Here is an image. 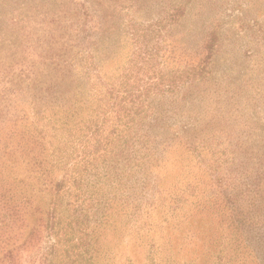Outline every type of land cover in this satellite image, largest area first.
Wrapping results in <instances>:
<instances>
[{"label":"trees","instance_id":"16d2710c","mask_svg":"<svg viewBox=\"0 0 264 264\" xmlns=\"http://www.w3.org/2000/svg\"><path fill=\"white\" fill-rule=\"evenodd\" d=\"M15 1L0 22V55L12 63L0 90V264H264V167L237 175L217 158L152 176L173 144L201 147L196 135L166 138L159 103L211 76L202 53L215 31L180 71L168 59L185 54L166 30L183 13L166 11L132 32L124 64L99 60L90 100L68 78L88 60L79 39L95 26ZM33 33L39 48L23 62Z\"/></svg>","mask_w":264,"mask_h":264},{"label":"rangeland","instance_id":"374dc122","mask_svg":"<svg viewBox=\"0 0 264 264\" xmlns=\"http://www.w3.org/2000/svg\"><path fill=\"white\" fill-rule=\"evenodd\" d=\"M15 2L0 0V22L4 16L14 15L7 11ZM82 3L87 13L80 18L75 8L79 9ZM17 4L26 11L52 7L51 11L62 15L67 23L78 20L81 25L95 26L86 39H79L82 41L79 50L88 55V60H78L81 67L68 78L72 86L81 84L90 100L99 88L93 84L99 60L112 58L116 66L124 64L136 49L132 32L142 30L166 11L181 6L182 17L166 33L177 39L178 51L185 55L168 59V64L180 71L186 69L187 58L194 57L203 48L202 42L209 32L215 31L211 55L207 48L202 53L210 60L211 76L197 84L188 82L174 101L170 94H164L160 97L163 102L159 103L162 106L159 111L164 124L172 126L166 138L196 135L201 147L195 151L196 155L173 144L164 153L166 163L152 176L156 180L165 176L171 180L180 173L181 164H195L196 168L217 158L226 159L222 164L224 170H233L237 175L264 167V0H18ZM37 39L42 38L33 33L32 42L25 44L30 47L25 49L23 62L30 50L39 48L34 43ZM5 58L0 55V90L8 77L6 65L11 63V59ZM207 144L210 150L205 153L202 148L207 150ZM211 152H214L212 158ZM131 251L130 246L121 247L119 263Z\"/></svg>","mask_w":264,"mask_h":264}]
</instances>
